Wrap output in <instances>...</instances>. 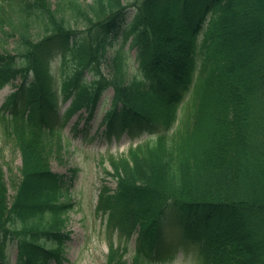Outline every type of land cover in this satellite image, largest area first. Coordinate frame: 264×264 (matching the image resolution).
Returning a JSON list of instances; mask_svg holds the SVG:
<instances>
[{"label": "trees", "instance_id": "1", "mask_svg": "<svg viewBox=\"0 0 264 264\" xmlns=\"http://www.w3.org/2000/svg\"><path fill=\"white\" fill-rule=\"evenodd\" d=\"M0 4V31L16 38L14 54L0 52V86L19 74L23 79L3 109L10 114L3 116L4 134L20 150L23 164L10 203L0 163V238L20 222L23 233L32 237L22 243L32 264L47 259L37 246L39 235L64 242L58 230L70 206L62 202L61 178L48 165L47 132L57 134L46 120L60 97L46 66L58 49L71 51L70 58L81 65L101 64L124 33L140 47L144 77L124 85L122 76L113 82H86L80 72L70 76L62 84L63 99H72L68 116L83 108L92 114L104 88L112 85L108 134L158 119L159 113L166 119L169 106L162 99L183 98L198 56L203 104L190 136L160 140L116 162L120 186L110 203L124 210L127 221L145 224L143 239L162 220L169 221L201 242L212 264H264V0ZM128 7L134 9L131 19ZM207 11L214 20L207 27L196 24L194 15ZM116 67L121 72L119 60ZM29 70L33 78L25 81ZM19 102L31 109L27 119L17 110ZM141 245L133 264L151 260V240Z\"/></svg>", "mask_w": 264, "mask_h": 264}, {"label": "rangeland", "instance_id": "2", "mask_svg": "<svg viewBox=\"0 0 264 264\" xmlns=\"http://www.w3.org/2000/svg\"><path fill=\"white\" fill-rule=\"evenodd\" d=\"M4 46H8V44H4ZM11 47L13 46H8V49L11 50ZM2 48L0 42V49ZM117 50H121L123 53L126 52L127 78L129 79L134 70L133 65L135 66V50H130L128 44L126 46H118ZM51 68L56 77H60L62 73L61 60L59 58L56 59ZM103 71L108 75L109 67L105 65ZM90 77L89 75L88 78ZM12 90V87L7 86L0 91V107ZM107 96L109 97L108 103L102 106L100 104L101 107L99 106L100 108L96 111L95 117L88 124L81 120L79 127L75 129L76 117H74L64 125L62 132L66 138L65 152L61 159L52 161L53 170L59 174H67L69 176L71 169H79L73 183V190H71L76 207L69 214L68 229L73 234L72 240L65 250L64 264H107L108 248L103 238L104 223L103 220L101 223L100 218L95 215V205L102 181L107 180L110 187H115V181L108 176L104 177V166L109 165L108 163L102 165L101 160L103 156H108L109 154L118 156L126 154L130 145L147 141L148 136L146 134L134 137L125 134L121 139L112 137L111 140L108 139L109 141L100 133L96 136L94 135L98 123L101 122L104 110L109 106L110 97L112 96L111 90L107 92ZM93 135L94 140L90 137ZM52 142H49V144ZM2 160L5 162L10 195H13L14 190L10 184L8 166L13 167V173L19 174V168L21 167L20 154L11 146H5ZM100 228L101 233L98 232ZM167 240H172L178 244V250L172 260L162 264H201V260L197 256L198 251L192 244L180 245L179 236L175 232L169 233ZM129 245L130 252L126 258L128 262H131L134 253V242ZM6 249L8 262L15 264L17 258L16 242L8 239ZM52 264H55V262H52Z\"/></svg>", "mask_w": 264, "mask_h": 264}]
</instances>
